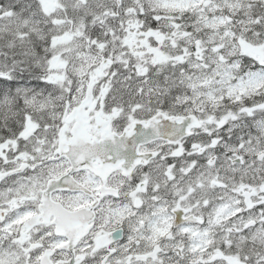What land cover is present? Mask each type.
Here are the masks:
<instances>
[{"label":"snow or ice","instance_id":"obj_1","mask_svg":"<svg viewBox=\"0 0 264 264\" xmlns=\"http://www.w3.org/2000/svg\"><path fill=\"white\" fill-rule=\"evenodd\" d=\"M0 264H264V0H0Z\"/></svg>","mask_w":264,"mask_h":264}]
</instances>
